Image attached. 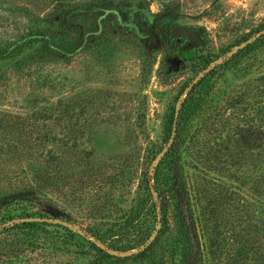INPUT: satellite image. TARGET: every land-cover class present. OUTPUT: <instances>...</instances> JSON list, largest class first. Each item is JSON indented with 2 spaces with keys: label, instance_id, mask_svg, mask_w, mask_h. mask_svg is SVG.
Instances as JSON below:
<instances>
[{
  "label": "trees",
  "instance_id": "obj_1",
  "mask_svg": "<svg viewBox=\"0 0 264 264\" xmlns=\"http://www.w3.org/2000/svg\"><path fill=\"white\" fill-rule=\"evenodd\" d=\"M165 5L149 24L154 51L189 76L158 139L137 119L128 150L99 165L86 146L95 104L0 109V264H264V209L255 215L250 200L264 201V17L220 26L219 43L201 29L194 44L177 33L178 5ZM85 11L71 13L74 27ZM44 32L47 50L83 45ZM26 42L0 45V60ZM87 197L95 213L82 216Z\"/></svg>",
  "mask_w": 264,
  "mask_h": 264
},
{
  "label": "rangeland",
  "instance_id": "obj_2",
  "mask_svg": "<svg viewBox=\"0 0 264 264\" xmlns=\"http://www.w3.org/2000/svg\"><path fill=\"white\" fill-rule=\"evenodd\" d=\"M164 3L179 7L177 29L193 28L199 34L202 29L211 44L207 37L217 43L220 26L264 17V0H0V45L20 37L28 41L18 54L0 60V85H6L0 86V109L29 112L62 98L95 104L88 115L96 123L86 146L99 165L128 150L125 134L136 132L137 119L144 123L143 136L158 139L166 104L189 76L164 51H154L149 24ZM76 7L87 10L78 20L79 29L70 23ZM214 7L211 15L219 14L217 18L202 12ZM44 31L59 43L77 39L83 45L72 54L47 50L42 46ZM241 189L250 194L247 187ZM64 197L59 194V199ZM89 200L81 201L82 216L95 213L86 207ZM250 200L255 215L261 216L264 201ZM107 213L111 211L101 209V214ZM69 225L83 232L77 224Z\"/></svg>",
  "mask_w": 264,
  "mask_h": 264
},
{
  "label": "water",
  "instance_id": "obj_3",
  "mask_svg": "<svg viewBox=\"0 0 264 264\" xmlns=\"http://www.w3.org/2000/svg\"><path fill=\"white\" fill-rule=\"evenodd\" d=\"M177 33L186 34V35H194L198 40V32L193 28L180 27L177 29Z\"/></svg>",
  "mask_w": 264,
  "mask_h": 264
}]
</instances>
